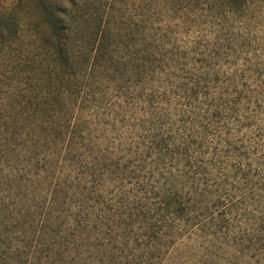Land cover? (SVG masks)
Masks as SVG:
<instances>
[{"label":"trees","instance_id":"obj_1","mask_svg":"<svg viewBox=\"0 0 264 264\" xmlns=\"http://www.w3.org/2000/svg\"><path fill=\"white\" fill-rule=\"evenodd\" d=\"M153 18L95 0L0 13V264L124 249L159 264L189 240L264 264V182L235 79Z\"/></svg>","mask_w":264,"mask_h":264},{"label":"rangeland","instance_id":"obj_2","mask_svg":"<svg viewBox=\"0 0 264 264\" xmlns=\"http://www.w3.org/2000/svg\"><path fill=\"white\" fill-rule=\"evenodd\" d=\"M17 0H0V13ZM117 19L135 20L149 14L156 21L174 24L179 44L212 50V60L223 75L234 78L242 95L240 109L247 116L240 137L251 148L254 165L264 182V0H95ZM152 4L148 7V3ZM183 23V24H182ZM217 50V51H215ZM206 51V52H207ZM115 252V251H114ZM129 249L118 251L110 262L138 264ZM6 252L5 257L10 258ZM159 264H256L240 253L229 252L218 241H186L165 255Z\"/></svg>","mask_w":264,"mask_h":264}]
</instances>
